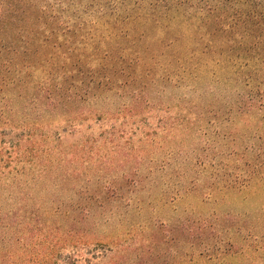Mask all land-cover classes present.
Returning a JSON list of instances; mask_svg holds the SVG:
<instances>
[{
    "label": "rangeland",
    "instance_id": "rangeland-1",
    "mask_svg": "<svg viewBox=\"0 0 264 264\" xmlns=\"http://www.w3.org/2000/svg\"><path fill=\"white\" fill-rule=\"evenodd\" d=\"M24 1L0 264H264V0Z\"/></svg>",
    "mask_w": 264,
    "mask_h": 264
},
{
    "label": "trees",
    "instance_id": "trees-1",
    "mask_svg": "<svg viewBox=\"0 0 264 264\" xmlns=\"http://www.w3.org/2000/svg\"><path fill=\"white\" fill-rule=\"evenodd\" d=\"M165 3L166 7H169L167 0H161ZM106 5V4H105ZM0 28L7 29L14 23L23 22L28 16L40 17L41 14H47L45 6H39L34 2H27L24 0H0ZM236 13H240L235 11ZM256 19V26L258 29H264V5H259L258 9L251 10ZM52 19V18H51Z\"/></svg>",
    "mask_w": 264,
    "mask_h": 264
}]
</instances>
